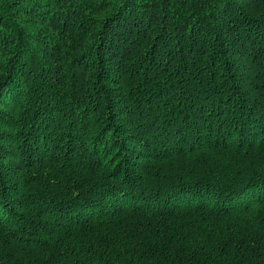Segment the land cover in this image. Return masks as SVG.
Here are the masks:
<instances>
[{"label": "trees", "instance_id": "obj_1", "mask_svg": "<svg viewBox=\"0 0 264 264\" xmlns=\"http://www.w3.org/2000/svg\"><path fill=\"white\" fill-rule=\"evenodd\" d=\"M0 264H264V0H0Z\"/></svg>", "mask_w": 264, "mask_h": 264}]
</instances>
